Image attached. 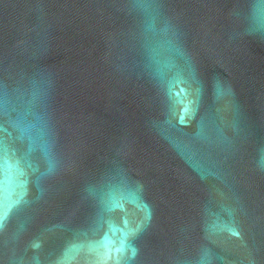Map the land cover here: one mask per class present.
Returning a JSON list of instances; mask_svg holds the SVG:
<instances>
[{
  "label": "water",
  "instance_id": "water-1",
  "mask_svg": "<svg viewBox=\"0 0 264 264\" xmlns=\"http://www.w3.org/2000/svg\"><path fill=\"white\" fill-rule=\"evenodd\" d=\"M0 264H264V0H0Z\"/></svg>",
  "mask_w": 264,
  "mask_h": 264
}]
</instances>
